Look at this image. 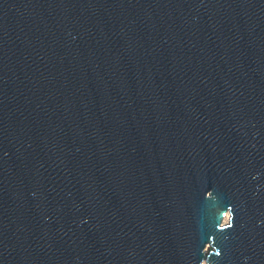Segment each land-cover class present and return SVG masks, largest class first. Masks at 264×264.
<instances>
[{
	"label": "water",
	"instance_id": "water-1",
	"mask_svg": "<svg viewBox=\"0 0 264 264\" xmlns=\"http://www.w3.org/2000/svg\"><path fill=\"white\" fill-rule=\"evenodd\" d=\"M0 264H264V0H0Z\"/></svg>",
	"mask_w": 264,
	"mask_h": 264
}]
</instances>
